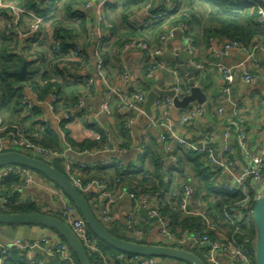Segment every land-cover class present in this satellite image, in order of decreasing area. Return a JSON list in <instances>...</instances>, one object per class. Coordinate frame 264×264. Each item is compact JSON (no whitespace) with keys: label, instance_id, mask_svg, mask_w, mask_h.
Segmentation results:
<instances>
[{"label":"built area","instance_id":"2783aa9c","mask_svg":"<svg viewBox=\"0 0 264 264\" xmlns=\"http://www.w3.org/2000/svg\"><path fill=\"white\" fill-rule=\"evenodd\" d=\"M63 1L65 0H45L44 5L40 7L42 15L38 16L31 11L18 7L12 0H0V10H6L10 15V21L9 19L8 22L5 21L2 28H9L12 32H20V26H22L24 18H27L30 22L28 31L21 32V37L28 38L30 36L39 41L46 35L42 30L43 22L56 16L57 9ZM84 1L85 3L81 4L77 10H91L95 17L97 33L102 34L110 41L112 38L108 33L114 27L109 21L106 11L110 0ZM229 1L249 7L256 16L257 24L260 27H264V0ZM172 3L173 0H165L166 9L164 11L158 10L155 14H152L144 23V29L148 30L154 24L164 20L172 21L185 13V11L176 14L171 13ZM152 8L153 2L151 0L145 5L144 11L149 13ZM209 12L210 10H208ZM184 16L186 15L184 14ZM176 36L180 38V42L187 52L189 58L186 63L187 69L202 71L204 69L203 65H200L195 59V41L185 24L166 29L158 37L157 45H149L141 40H130L123 44L121 53L129 51L142 53L145 60L144 79L147 82H153L157 74L170 73L174 77V82L170 85L168 91H173L174 98L182 100L189 94L188 83H186L185 77L181 74L177 64L170 65L162 58L167 51V47ZM49 37L50 51L59 52L61 50V42L54 37L53 32ZM100 43L101 41L95 45V74L96 79L106 89V94L101 101L99 112L103 115H108L111 111L112 101L116 100L118 102V114L125 120L124 129L130 132L133 122L131 118H127V114L131 112H137L138 115L145 114L144 102L147 93L136 91L130 94L109 82L105 72V62L101 57ZM207 49L212 56L219 60L229 58L237 51L245 55L243 62L239 65L231 67L222 64L216 65L223 83L220 95L215 102V107L211 110L212 117L219 120L222 126V137L217 142L218 153H215L212 149L204 148V145L199 148L190 144L179 135L177 129V126H185L201 119L208 110L206 102L202 105L187 106L183 109V117L178 122L171 120L166 112L174 108L172 98L159 97L153 106L154 112L156 114L159 113L161 117L158 126L162 129V132L158 139L163 146V160L168 164L177 165L179 164V159L175 155L176 149L198 152L203 156L205 167L208 168L212 175L213 188L209 193L201 192L196 200H194L195 192L192 185L185 184L178 178H175L173 183L179 187V190L175 189L168 198L170 202L175 203L173 210L183 218H199L202 220L203 228L201 230L174 229L173 222L159 210V200L149 193H144L138 189L133 191L125 190L116 197L107 191V186L103 180L90 179L85 182L80 175V171L84 170L86 166L81 165L76 168L67 161L66 154L72 152L87 155L90 150L75 151L67 147L64 152H59L44 148L40 142L43 135L50 129L45 120L39 122L35 128L29 129L18 124H4L0 115V154L22 152L51 166L58 162L61 166L62 174L82 194H90L93 189L99 191V198L103 201L101 211L98 212L99 206L95 198H92L90 203L93 210L97 212V219L105 227L111 222L113 205L120 200L121 196H128L132 207L127 215L124 229L137 242H146L144 233L154 232L158 239L156 244L161 246L188 251L189 248L202 250V257L206 264H222L221 260L232 264H255V235L252 212L255 201L262 193L264 187V132L260 148L254 150L250 144L248 130L243 117L249 103H246L247 106L245 108L234 103L231 100V87L237 68L241 69V81L244 85L264 84V73L252 72L248 68L249 63L253 62L255 64L254 55L257 51L264 53V39L254 38L250 46H244L238 41L220 42L218 39L210 37L207 39ZM82 50L81 46L71 50L69 57L79 58L82 55ZM123 71H125L123 77L126 79L127 75L124 67ZM74 82L80 87L93 86L95 84V80L88 77L76 79ZM152 89L153 87L150 90ZM33 96L35 97V95ZM28 104L31 107L30 103ZM227 106L232 111L228 119L225 118ZM47 107L52 115L57 114V111H59L56 116L57 125L68 124L75 120L77 113L80 114L85 111L86 100L81 97L67 108L63 102H59L57 92L53 89V92L48 96ZM260 109L264 118V100L260 101ZM92 123L97 124V121L93 120ZM59 134L64 136L61 131H59ZM207 141L216 142L217 140L210 137ZM111 149L109 145H104L100 151L107 152ZM145 149V145L139 148L141 154H144ZM121 153H124V151H121ZM237 155L239 158H237ZM117 169L121 173H130L131 171L128 168H123L122 165H119ZM9 176H16L19 184L9 186L8 197L28 187H39L49 190L63 202V209L59 218L82 241L85 250L88 249L92 253L96 251L93 244L85 238L86 225L84 221L61 189L55 187L50 181L45 182L42 176L28 168L7 166L0 169V191H2L3 182ZM222 195L226 196V198L223 199ZM6 204L7 198L3 193V196L0 195L1 211L6 210ZM20 204L24 205V202L20 201ZM142 215L146 221L145 228H141L140 225ZM115 253V259L125 264H164L156 258L133 257ZM37 254H41L43 259L39 258ZM11 255H16L26 264H46L47 260L52 259H58L64 264H78L69 246L63 240L52 242L48 238H42L37 239L33 244L20 241H15L11 244L0 243V264H5V260Z\"/></svg>","mask_w":264,"mask_h":264},{"label":"crops","instance_id":"0c3cea01","mask_svg":"<svg viewBox=\"0 0 264 264\" xmlns=\"http://www.w3.org/2000/svg\"><path fill=\"white\" fill-rule=\"evenodd\" d=\"M32 1L36 2L38 6H43L45 3V0ZM152 2L153 8L149 13L144 11L143 6L135 7L131 10V13L126 20H123L124 15L122 11L115 9L118 6L117 0H110L106 9L107 15L114 25L113 30L108 33L112 38L110 41H108L102 34L97 33L95 17L91 10H78L80 12L76 13V16L79 17V19L77 21L75 19L71 21V23L76 26L77 34L72 36L70 40L66 39L64 42L69 48L75 47L79 44L83 45L85 56L82 58H69L67 61L70 63L65 60L54 61L52 58V54L49 50V36L52 33V21L50 20L43 22L42 30L46 35L39 41L30 36L28 38L21 37V32L28 31L30 22L27 18H24L22 26H20V32L16 31L15 40L13 42L8 39L6 40L8 49L13 50L14 48L16 53H20L26 59L30 60L31 58H34L37 66L41 69V73L43 71L47 72L50 78L54 77L55 79H58L60 98L62 100L73 103L75 98L74 92H76L77 87H74L73 85H76L74 82L76 78L67 77L66 73L68 71L78 78L88 77L95 80L93 86H81L86 100V108L84 109V112L80 114L77 113L75 120L71 123L57 125L56 116L59 114V111H57V114H50L47 107L48 98L43 103H39L35 97L27 91V89H24V95L26 101L32 106L33 112L25 110L19 117L15 116L14 118L9 117V115L1 111L0 115L4 124H20L30 129L35 128L39 122L45 120L50 126V130L55 134L58 144L57 149L59 152H64L67 147L73 149L76 148V146L82 147L83 150H90V153L87 155L69 152L66 154L67 161L76 168L81 165L86 166L84 170H79L80 175L84 180L88 181L90 179L103 178L107 186V191L116 197L125 190H132L126 182L113 183V178L117 172L116 169L119 165H122L123 168H128L131 171L134 168H139L140 160L144 155L141 154L139 150L142 145L147 147V151L149 150L150 154L163 158V146L158 139L162 132V129L158 126L161 117L160 114H156L154 110L151 119H148L145 114L138 115L137 112L128 113L127 118H131L133 122L131 131L128 132L123 126L125 120L118 114V102L116 100L112 101L111 111L108 115H103L99 112L101 101L106 94V89L96 79L95 45L101 41L100 52L103 60L106 61L105 72L112 85L119 87L130 94L136 91H143L147 82L144 79L143 69L145 67V60L142 53L139 51L121 53V50L117 45L120 42L119 37L121 38V41L124 40L126 37L125 35H128L130 31L142 29L144 23L152 14H155L158 10L164 11L166 9L165 0L162 2L160 0H152ZM62 5L63 4H61L59 10H57V12H59L56 16L58 17H63L65 15L66 9L65 6ZM198 6L205 10H210L213 14L218 11L215 6V0H174L170 11L171 13L176 14L186 11L191 7L197 8ZM0 13L3 14L1 17L2 27L5 23V18L10 21V15L6 10H2ZM163 23V29L171 26L170 20H165ZM190 28L194 31V33L192 32V37L194 38L196 47V62L203 65L204 69L202 71L187 69L186 63L189 58L178 36H176L171 44H169L167 51L162 58L170 65H172V63L177 64L181 74L185 77L186 83H195L201 88L206 95L208 110L197 122H191L185 126H177V129L179 135L190 144L196 145L199 148L204 145V148L212 149L215 153H218L217 142L218 140H221L222 137V126L220 125L219 120L212 117L211 110L215 107V102L220 95L223 83L216 65L222 64L228 67L239 65L243 62L245 55L242 52L237 51L229 58L219 60L208 52L207 37L202 34L196 24L192 23ZM261 29L264 31V27ZM148 39L153 45H157L156 42L154 44L153 40H150V37H148ZM58 40L62 42L60 38ZM218 40L220 42L223 41L221 39ZM175 42L180 43L178 48L173 46ZM254 59L255 64H253V62L248 64L249 70L252 72L264 73V53L257 51L254 55ZM123 67L126 70V79L123 77V74L125 73ZM55 70L58 71L54 75ZM184 72L186 74H184ZM173 80L174 77L170 73H160L155 76L152 82V87L160 90H169L170 87L168 89H164L163 87L171 85ZM231 88H234L233 90L231 89V100L234 103L239 104L242 108L247 106V102L249 103L243 117L245 126L248 130L250 144L254 150H258L264 132V118L260 109V101L264 100V84H255L252 86L244 85L241 81V69L237 68L233 76V84ZM149 91L150 90L148 89L144 92L148 93ZM195 105L196 104H193V106ZM166 112L174 122H178L184 114L183 109L180 110L176 108L170 109L169 111L167 110ZM231 114V108L227 106L225 118L228 119ZM93 120H96L97 124H93ZM59 131H61L64 136H61ZM97 131H101L104 134L103 143L100 142L101 138H99V133H97ZM210 137L215 138L217 141L208 142L207 139ZM45 139L50 142L51 145H54L53 137L47 136ZM104 145H109L112 149L107 152L100 151ZM121 151H124V153H121ZM237 158H239L238 155ZM145 163L150 164V159L148 158ZM43 178L45 182H49L48 179L45 177ZM53 185L57 187L54 183ZM149 185L152 186L153 182L150 181ZM0 193H2V191H0ZM19 193L21 201L24 202V204L34 205L40 213L58 218L60 217L63 209V202L49 190H44L39 187H28ZM99 194L98 190L93 189L89 195H91V199L95 198L97 205L100 207L101 202L103 201L99 198ZM131 207L132 204L130 198L128 196H121L120 200L112 207V219L107 226L111 232L127 239L133 238V236L127 233L124 229L126 218L131 211ZM140 225L141 228H145L146 221L143 215L140 218ZM47 237L52 242L61 240L60 237L53 233H47ZM144 237L146 243L154 244L158 240L157 235L154 232L144 233ZM221 262L222 264H232L225 260H221ZM50 263L51 260L46 261V264ZM171 264L175 263L172 262Z\"/></svg>","mask_w":264,"mask_h":264},{"label":"trees","instance_id":"16d2710c","mask_svg":"<svg viewBox=\"0 0 264 264\" xmlns=\"http://www.w3.org/2000/svg\"><path fill=\"white\" fill-rule=\"evenodd\" d=\"M149 1L151 0H117L118 6L115 9H119L120 11H122L124 15L123 20H126L133 8L142 6L144 8ZM12 2H14L18 7L24 10L31 11L38 16L42 15V11L40 9L41 6H38V4L32 0H12ZM84 3V0H65L62 2V6H65L66 9L65 15L63 17L54 16L52 18H49V20L52 21L51 28L54 37L57 40L59 38L62 40V42L58 40L61 42V50L59 52L54 53L50 51L54 61L65 60L66 62L70 63L69 61H67L70 58V51L75 50L79 46L83 48L82 55L79 58L85 56L83 45L79 44L75 47L69 48L64 42L66 39L70 40L72 36L77 34L76 26L73 25L71 21L73 19H75L76 21L79 19V17L76 16V13L80 11L76 10V8L80 7L81 4ZM215 6L217 7L218 11L214 14L211 11L208 13V10H205L199 6L197 8L191 7L184 13L187 17L182 14L177 18H174L170 23L171 26L165 29H163V22L165 21L164 20L162 22L154 24L148 30L142 27V29L130 31L128 35H125L126 37L124 40L121 41V38L119 37L120 42L117 46L121 50L123 44L127 43L130 40H141L145 43H148L149 45H152V43L148 41V37H150V40H153L155 44V42L157 43L158 37L163 34L166 29L179 26L180 24H185L189 27L192 37V32L194 33L192 28H190L192 23L196 24L198 29H200L202 34L207 37V39L210 37H216L223 41H238L244 46H250L254 38L264 39V31L261 29L262 27L257 24L256 16L249 7L238 5L237 3L229 0H215ZM59 8L57 10H59ZM2 15L3 14L0 13V43L2 44V50L0 51V111L9 115V117L11 118H14L15 116L19 117L25 110L33 112L32 106L30 107L26 101L24 89L29 90L31 94L35 95L36 100L39 103H43L48 98L50 93L53 92V89H55L59 98V102H63V104L67 108L73 105L79 98L84 97L82 88L75 83L76 85L73 86L77 88L76 92H74L75 98L73 100V103L62 100L60 98V87L57 81L58 79H55L54 77L50 78L47 72L43 71L41 73V69L37 66L36 60L34 58H31L30 60L26 59L20 53H16L14 48L13 50L8 49L6 40L8 39L13 42L15 40L16 34L9 28L3 29L1 27ZM108 19L112 23V20L109 18V16ZM49 50H51L50 47ZM23 63H26L28 77L26 79L24 89H21V84L18 81L16 73L21 70ZM57 71L58 70L54 71V75ZM66 76L69 78L74 77L76 79H79L75 75L69 73V71L66 73ZM151 88L152 82H147L146 87H144V90L142 92L147 91L148 89L150 90ZM97 133H99V137L101 138L100 142L103 143L104 134L101 131H97ZM47 136H51L54 138V145H51L50 142L46 141L45 137ZM40 144L44 148L58 151V144L55 138V134L50 129L43 135ZM73 149L75 151L83 150L82 147L77 146ZM175 155L179 159V164H168L163 160L164 158L150 154L149 150L147 151L146 147L144 155L140 160L139 168H134L132 171H130V173H121L118 169H116L117 172L115 174V177L113 178V183L115 184L116 182H126L127 185L132 188V191L138 189L144 193H149L152 196L156 197L159 200V210L164 216H167L173 222L174 229L201 230L203 228L202 220H200L199 218H183L173 210L175 203L170 202L168 198L175 189L179 190V187L175 186V184L173 183V180L175 178H178L185 184L194 185V200H196L201 192L209 193L213 188L211 180L212 175L209 172L208 168L205 167L203 156L200 153L186 149H176ZM148 158L150 159V164L145 163ZM52 166L62 173L61 166L58 162L52 164ZM171 176H173L174 179H169L171 178ZM97 179L104 181L103 178ZM84 181L87 182V180ZM150 181L153 182L152 186L149 185ZM18 184L19 180L16 176H9L3 182L1 189L2 191H4L2 193H4L7 198V204L5 206L6 210H0V213H39V210L32 204H20V193L16 192L8 197L9 186ZM90 197L91 196L89 194L85 195V199L90 204V206H92L90 203ZM221 197L223 199L226 198V196L224 195H222ZM91 208L93 209V207ZM107 230L111 235L119 239L135 243H144L142 241L137 242L136 240L120 237L116 233L111 232L109 229ZM87 240L91 244H93L96 249V251L93 253L86 249L90 264H125L124 262L117 261L115 259V251L101 242L95 235L90 234ZM189 251L199 257L202 261H204L202 257V250L189 248ZM37 256L43 259L41 254H37ZM160 261L166 264L164 260ZM5 264L26 263L19 259L16 255H11V257L5 260ZM50 264L64 263L58 259H52Z\"/></svg>","mask_w":264,"mask_h":264},{"label":"water","instance_id":"95a60500","mask_svg":"<svg viewBox=\"0 0 264 264\" xmlns=\"http://www.w3.org/2000/svg\"><path fill=\"white\" fill-rule=\"evenodd\" d=\"M161 2L163 0H160ZM16 34V32H14ZM179 42L173 44L178 48ZM184 74H186L184 72ZM21 89H24L28 77L26 63L16 73ZM189 94L182 100L174 98L173 91L153 88L146 94L144 102L145 116L150 119L155 101L159 97L173 99L174 108L185 109L189 105H202L206 102V95L195 83L188 84ZM234 88H232L233 90ZM7 166H18L32 170L35 173L54 183L65 194L68 201L75 207L79 216L86 225L85 238L95 235L101 242L112 248L115 252L133 257L156 258L159 260H172L182 264H205L199 257L188 250L161 246L152 243H135L119 239L111 235L107 227L97 219L95 212L85 199V195L78 191L71 182L56 168L37 158L22 152H5L0 154V169ZM194 189V185H192ZM263 192V191H262ZM3 196V193H0ZM103 202L98 209L101 211ZM254 226V262L264 264V193L256 199L253 212ZM47 233H53L61 238L70 248L78 264H90L87 252L72 229L60 218L43 213H0V243L11 244L15 241L33 244L37 239L48 238Z\"/></svg>","mask_w":264,"mask_h":264},{"label":"rangeland","instance_id":"374dc122","mask_svg":"<svg viewBox=\"0 0 264 264\" xmlns=\"http://www.w3.org/2000/svg\"><path fill=\"white\" fill-rule=\"evenodd\" d=\"M5 21L8 22V19H5ZM0 33H1V32H0ZM1 47H2V44L0 43V51L2 50ZM146 82H147V81H146ZM173 82H174V80H173ZM173 82H172V83H173ZM169 87H170V85H169V86H165V87H163V88H164V89H168ZM169 110H170V109H169ZM169 110H168V111H169ZM39 175H40V174H39ZM40 176H41V175H40ZM171 179H174L173 176H171ZM262 193H264V190H263ZM253 208H254V207H253ZM107 229H108V228H107ZM132 240H134V239L132 238ZM164 262H166V264H171L172 262L175 263V264L177 263V262L172 261V260H169V259L164 260ZM204 262H205V261H204ZM177 264H178V263H177ZM205 264H206V263H205Z\"/></svg>","mask_w":264,"mask_h":264}]
</instances>
